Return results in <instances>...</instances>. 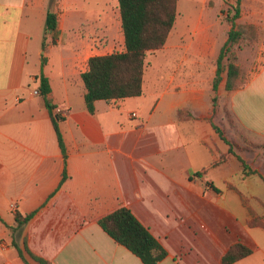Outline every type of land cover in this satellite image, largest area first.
<instances>
[{"label":"crops","instance_id":"1","mask_svg":"<svg viewBox=\"0 0 264 264\" xmlns=\"http://www.w3.org/2000/svg\"><path fill=\"white\" fill-rule=\"evenodd\" d=\"M208 2L196 0L200 10L179 26L177 13L159 50L169 68L162 87L156 77L145 85L146 59L141 96L96 101L90 114L81 80L88 59L124 51L117 1L0 0V264H40L33 256L48 264H142L98 225L120 207L165 248L158 264H222L235 244L250 254L232 264H264V229L247 225V210L264 216V63L233 91L222 78L215 93L254 148L250 162L233 150L251 172L245 176L210 125L214 62L230 27L211 21ZM49 10L57 16L51 44ZM68 19L73 27L89 20L93 30L85 37L75 27L74 42H62L67 56L55 62L51 46ZM233 22L255 28V49L264 52V0H238ZM40 73L62 118L65 162L43 99L32 95ZM179 110L192 118L179 120ZM200 148L210 154L207 166L192 164ZM32 212L15 229V216Z\"/></svg>","mask_w":264,"mask_h":264},{"label":"trees","instance_id":"2","mask_svg":"<svg viewBox=\"0 0 264 264\" xmlns=\"http://www.w3.org/2000/svg\"><path fill=\"white\" fill-rule=\"evenodd\" d=\"M121 21V29L124 41V51L115 52L104 56H93L87 61V70L81 74L85 93L83 96L85 107L90 114L94 112L96 101L111 102L127 98L139 97L142 94V83L147 54L159 51L165 45L167 37L171 32L176 19L177 0H116ZM234 8L235 15L226 17L229 25L227 39L222 46L215 61V74L211 89L215 94L225 73L224 90L233 91L243 86L239 67L235 64V56L232 48L237 46L242 37V26H236L234 19L238 17V0ZM57 27V16L48 11L45 19L44 35H51ZM42 49H45L44 42ZM224 60L226 62H224ZM42 59L41 65H44ZM38 81V92L43 99L45 107L50 115L52 126L56 135L58 146L66 161L63 139L59 131L58 123L62 118L54 112L55 107L50 100V86L47 78L42 73L36 77ZM213 106H216V96L212 97ZM186 116L192 118L187 110L177 111L179 120ZM212 130L228 145V154L233 155L240 162L243 175H248L250 170L245 162L233 152V145L224 138L222 131L210 122ZM224 158L225 155H220ZM251 173V172H250ZM66 179L65 171L62 174V182ZM241 196V195H240ZM246 207V201L242 199ZM247 225L249 227L259 226L264 229V216L255 217L250 210ZM36 212L24 217L15 216V229L26 224ZM100 228L117 244L127 249L137 257L142 264H158L167 256L165 248L154 238L132 212L120 207L101 218L98 221ZM19 254L21 251L16 247ZM25 250L27 248L25 247ZM29 252V251H28ZM250 250L241 244H235L229 248L222 258V264H232L247 257ZM40 264L47 262L33 256Z\"/></svg>","mask_w":264,"mask_h":264},{"label":"rangeland","instance_id":"3","mask_svg":"<svg viewBox=\"0 0 264 264\" xmlns=\"http://www.w3.org/2000/svg\"><path fill=\"white\" fill-rule=\"evenodd\" d=\"M196 0H178L177 2V13H178V20L177 26H179L182 20L188 19L194 13H197L200 8L199 6L194 3ZM199 1V0H198ZM219 0H209L206 9L209 11L208 16L211 21L216 23H223L228 26L226 22V18L224 17L227 11L233 12V8L236 4L234 1L231 3V0H223L221 3ZM71 0H68V6L70 7ZM223 7V8H222ZM188 26V25H187ZM243 28V33L241 37V41L238 43L237 46L232 48V54L235 56V64L240 69L241 80L244 83L248 80V78L257 71L258 67L264 63V52H259L255 49V45L261 40L259 36H257V32L255 28H250L246 24L241 25ZM78 29V33L84 35L85 37L90 34L93 30L92 24H90L89 20H80V25L75 26ZM71 25V19L67 20V24L65 27V34L64 38L60 39V43L58 45L52 44L50 54L53 60H58L59 56H67L66 48L62 44L63 39H66L68 44L74 42L71 38L74 36L73 32H76V28ZM74 28V30H72ZM48 38V43L51 44L52 35H46ZM255 43V44H254ZM216 47H219V44H216ZM41 54L44 53V50L40 51ZM239 55V57H237ZM263 59L259 60V57ZM224 62H226L224 60ZM147 63L149 65L146 69L145 73V85L147 84V80H151V77L157 78L158 81V88L159 86H163V80L169 73V68L167 66L166 56L162 51L155 52L154 54L148 55ZM215 66V62H214ZM211 68V67H209ZM194 69V68H193ZM222 78H225V73H222ZM147 87V86H146ZM213 96L215 94L213 93ZM212 96V97H213ZM217 101V99H216ZM219 102H216V108L214 109L211 120L212 122L222 131L224 138L227 139L232 145L233 150L235 153L244 157L247 162L251 161V158L254 154V148L249 146L247 139L245 137V133L239 128V126L235 123V121L231 118L230 113L225 107H220ZM213 105V103H211ZM145 119V118H144ZM156 119V117H154ZM155 121L152 120L151 123ZM150 123V124H151ZM187 141L183 138V142ZM194 154L191 157L192 164L195 166L202 165L207 166L210 161V154L204 149L200 148L199 152L194 150Z\"/></svg>","mask_w":264,"mask_h":264},{"label":"built area","instance_id":"4","mask_svg":"<svg viewBox=\"0 0 264 264\" xmlns=\"http://www.w3.org/2000/svg\"><path fill=\"white\" fill-rule=\"evenodd\" d=\"M32 95H39V92H38V91H33V92H32ZM131 117H132V118H135V117H136V114H134V113L131 114Z\"/></svg>","mask_w":264,"mask_h":264}]
</instances>
